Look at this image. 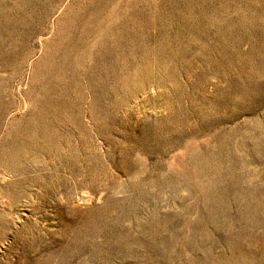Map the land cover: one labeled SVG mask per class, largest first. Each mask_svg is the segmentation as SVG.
Returning a JSON list of instances; mask_svg holds the SVG:
<instances>
[{
  "label": "rangeland",
  "instance_id": "rangeland-1",
  "mask_svg": "<svg viewBox=\"0 0 264 264\" xmlns=\"http://www.w3.org/2000/svg\"><path fill=\"white\" fill-rule=\"evenodd\" d=\"M0 264H264V0H0Z\"/></svg>",
  "mask_w": 264,
  "mask_h": 264
}]
</instances>
